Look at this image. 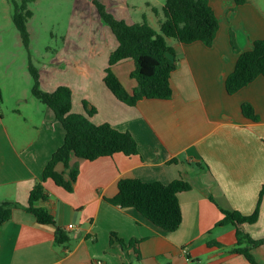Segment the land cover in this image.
<instances>
[{
  "label": "crops",
  "instance_id": "crops-1",
  "mask_svg": "<svg viewBox=\"0 0 264 264\" xmlns=\"http://www.w3.org/2000/svg\"><path fill=\"white\" fill-rule=\"evenodd\" d=\"M209 4L219 20L211 46L167 40L178 61L170 100H143L136 107L117 100L104 83L107 59L118 47L115 37L108 48L102 42L91 46L105 55L103 64L77 61L72 74L76 77L64 84L72 91L73 112L89 117L87 102L97 111L90 121L131 133L138 154L118 153L95 161L72 158L71 167L78 169L73 191L47 180V198L37 204L48 210L56 225H41L24 208L15 209L0 225V264H251L233 253L237 228L219 223L222 210L250 216L259 206L258 221L240 228L253 240L264 238V77L234 95L228 94L226 80L239 55L264 39V0ZM161 19L145 15L157 31ZM56 65L68 69L67 59ZM134 70L133 61L113 67L130 93L137 87L131 77ZM21 102L22 97L15 112L23 125L10 128L0 116V201L27 207L31 190L42 181L66 132L47 106H36L37 116L32 101L26 100L29 109L23 114ZM243 104L253 107L258 121L243 115ZM56 170L63 173L65 168L60 164ZM122 179L188 182L191 190L178 195L183 217L179 229L164 231L137 211L109 203ZM59 230L68 236L64 244L56 241ZM113 234L126 246L112 244ZM131 241L139 242L136 250L128 247ZM251 254L256 264H264V244L252 248Z\"/></svg>",
  "mask_w": 264,
  "mask_h": 264
},
{
  "label": "trees",
  "instance_id": "trees-1",
  "mask_svg": "<svg viewBox=\"0 0 264 264\" xmlns=\"http://www.w3.org/2000/svg\"><path fill=\"white\" fill-rule=\"evenodd\" d=\"M35 0L13 1L15 12L13 22L26 45L29 43L27 24L33 13L29 5ZM98 7L100 15L109 25L118 47L110 55L108 67L105 70L104 83L111 93L121 103L136 107L143 100H170L173 96L171 76L177 67L175 49L169 46L167 40L173 39L185 45L204 43L211 46L219 31V20L215 15L209 0H167L163 7V20H160L159 31L151 27L146 20L143 23L128 24L118 20L105 11V7L90 0ZM247 0H235L238 5ZM155 15L159 11L153 8ZM133 61L135 70L131 73L137 87L133 92L127 91L119 78L113 72V67ZM34 77L33 97L47 106L55 115L65 132L63 145L52 155L45 166L42 181L37 182L30 192L29 204L22 207L19 203L0 201V225L12 218L15 209L24 208L32 214L41 225H56L54 217L47 209L37 204L46 200L47 193L43 183L52 180L56 185L69 192L73 191V183L78 176L77 167H71L72 158L95 161L102 157H111L118 153L126 156L138 154L137 142L129 132H121L109 124L95 125L89 119L96 114V109L84 107L89 117L73 112L72 91L61 86L53 92H44L40 88L39 75L31 69ZM264 77V39L254 43L251 51L239 55L235 70L226 80L229 95L238 93L258 77ZM243 115L253 121H258L250 104L242 105ZM62 164L65 168L59 173L56 168ZM69 170L68 173L66 171ZM68 175L69 180L65 178ZM191 190V185L184 180H175L170 184L161 182H143L139 179H122L118 183V193L108 202L122 209H133L156 227L175 232L181 226L183 217L178 195ZM224 218L219 226L233 225L237 228V245L233 253L243 255L251 264H256L251 249L264 244V238L253 240L245 234L241 226L255 224L259 218V206L256 211L245 216L237 211L222 210ZM68 236L61 230L57 231L56 241L64 244ZM119 242L125 247L124 241L112 235L111 243ZM138 241H131L129 248L136 250Z\"/></svg>",
  "mask_w": 264,
  "mask_h": 264
},
{
  "label": "rangeland",
  "instance_id": "rangeland-1",
  "mask_svg": "<svg viewBox=\"0 0 264 264\" xmlns=\"http://www.w3.org/2000/svg\"><path fill=\"white\" fill-rule=\"evenodd\" d=\"M13 1L0 0V116H5V124H21L15 110L18 101L24 114L26 100H30L33 110L39 116V109L46 106L32 95L34 77L31 69L39 75L40 88L57 89L71 83L76 76L77 61L95 60L103 64L102 51L97 53L92 45L102 42L103 47L110 46L114 36L108 24L102 19L98 7L90 0H35L29 5L33 16L27 29L29 43L26 45L13 22L15 7ZM105 11L118 20L143 22L145 15L154 19L163 16V7L167 0H97ZM149 5L159 11L156 16ZM160 28V26H159ZM158 29V28H157ZM170 43L176 40L169 39ZM101 53V55H100ZM111 54V53H110ZM100 56V57H99ZM110 57V55H109ZM107 59V65L109 61ZM67 59V70L60 68ZM53 92V91H52ZM50 93V92H49ZM38 106V107H36ZM19 108V107H18ZM18 116V117H17ZM13 125L10 127L12 128Z\"/></svg>",
  "mask_w": 264,
  "mask_h": 264
},
{
  "label": "built area",
  "instance_id": "built-area-1",
  "mask_svg": "<svg viewBox=\"0 0 264 264\" xmlns=\"http://www.w3.org/2000/svg\"><path fill=\"white\" fill-rule=\"evenodd\" d=\"M70 228H73V226H70ZM97 264H103V262H100V261H99Z\"/></svg>",
  "mask_w": 264,
  "mask_h": 264
}]
</instances>
